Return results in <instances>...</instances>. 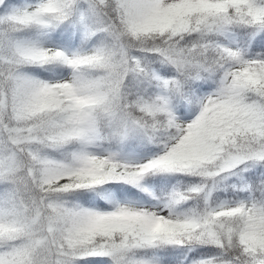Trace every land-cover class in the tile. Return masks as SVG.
Instances as JSON below:
<instances>
[{"label":"snow or ice","instance_id":"1","mask_svg":"<svg viewBox=\"0 0 264 264\" xmlns=\"http://www.w3.org/2000/svg\"><path fill=\"white\" fill-rule=\"evenodd\" d=\"M0 264H264V0H0Z\"/></svg>","mask_w":264,"mask_h":264}]
</instances>
